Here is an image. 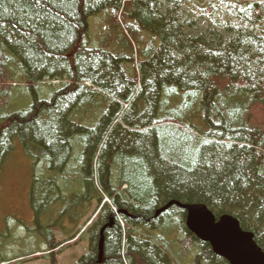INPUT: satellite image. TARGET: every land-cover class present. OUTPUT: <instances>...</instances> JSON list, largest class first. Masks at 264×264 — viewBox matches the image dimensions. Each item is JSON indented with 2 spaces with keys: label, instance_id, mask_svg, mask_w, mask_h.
I'll list each match as a JSON object with an SVG mask.
<instances>
[{
  "label": "trees",
  "instance_id": "16d2710c",
  "mask_svg": "<svg viewBox=\"0 0 264 264\" xmlns=\"http://www.w3.org/2000/svg\"><path fill=\"white\" fill-rule=\"evenodd\" d=\"M195 1L0 0V190L18 142L50 264L65 249L54 230L75 239L93 202L77 264H227L183 210L156 215L170 202L234 217L264 251V0ZM91 18L111 42L93 44ZM41 84L55 90L40 97ZM77 180L84 212L61 218ZM14 237L0 238V264L38 253L7 256Z\"/></svg>",
  "mask_w": 264,
  "mask_h": 264
},
{
  "label": "rangeland",
  "instance_id": "374dc122",
  "mask_svg": "<svg viewBox=\"0 0 264 264\" xmlns=\"http://www.w3.org/2000/svg\"><path fill=\"white\" fill-rule=\"evenodd\" d=\"M189 6L196 9L198 11V3L195 0H189ZM231 12V11H230ZM233 12V11H232ZM231 14H234V12ZM109 14V13H108ZM224 17H227V15H224ZM90 33L91 36L97 41L98 33L104 34L106 37L107 35L110 36L113 40L114 35L105 33V28H102L103 21L99 19H90ZM123 31V30H122ZM125 34V33H124ZM145 40L155 43L156 47L159 45L158 40L151 36V35H145ZM95 41V42H96ZM96 46V45H95ZM133 51H137V48L133 46ZM126 68L128 69L129 73H132V66L127 65ZM58 84V83H57ZM45 86V87H43ZM49 86V85H48ZM60 86L58 85H51L49 87L57 89ZM49 90L47 85H39L38 93L39 96L41 95H48L53 90ZM21 100L24 101V98L22 96H19ZM28 101L31 102V98L27 96ZM15 103H22V102H15ZM22 109L25 107L23 104H20ZM93 107V106H92ZM13 108V107H12ZM15 145V144H14ZM16 145H19V148H14L12 150L11 156L6 163V167L4 170V178L5 180L2 183L1 190H0V230L1 233L0 238L3 239V241L7 242L8 240L15 239L14 236H16L18 239L14 240L13 244H15L12 248H8V256H19V254L28 253L27 251H41L38 254L30 255L24 259H17L10 264H50V261L46 258L45 251L46 247L43 246V231L46 229V223L44 219L42 218L41 221H38L37 223L33 219V213L31 211V208L29 206V200H28V190H29V183H30V172H31V160L25 155L23 150L20 147V144L16 142ZM71 190H68L69 195H75L76 197H69L67 198L70 200L69 204L66 205L64 213H61V218L65 215H70L72 218H75L76 215H78L80 212H84L83 208H81L79 205H76L75 200H79L80 198H83L86 196V192L81 184L80 180L73 181L71 185ZM68 195V196H69ZM106 200H104L105 202ZM18 208H22L24 211L21 213ZM96 205L94 204L88 211L89 214L86 216L91 215V211L94 210V213H96ZM63 209V208H62ZM88 219V218H87ZM86 219V220H87ZM65 223L64 226L67 228H70L71 226L68 225L70 222L67 219H64ZM84 219L80 220L78 222V227L76 226L75 232L81 233L80 231L85 228L83 226ZM38 226V228H36ZM15 231L13 237L9 236L11 232L9 230ZM67 231V230H66ZM86 231V229H85ZM9 234V235H8ZM71 233H64L60 232L59 230H54V236L57 243H65ZM33 236V237H31ZM32 239V240H31ZM17 245V246H16ZM65 248L62 253L58 254L56 256L55 264H77L78 260L88 251L87 246V240L81 238H76L72 241L66 242L63 246Z\"/></svg>",
  "mask_w": 264,
  "mask_h": 264
},
{
  "label": "water",
  "instance_id": "95a60500",
  "mask_svg": "<svg viewBox=\"0 0 264 264\" xmlns=\"http://www.w3.org/2000/svg\"><path fill=\"white\" fill-rule=\"evenodd\" d=\"M173 204L185 211V224L189 232L199 241L209 244L217 257L228 264H264V252L256 245L253 235L242 231L232 217L222 216L216 220L201 204L181 205L175 202L165 205L157 214L166 211ZM101 248L102 238L99 243L98 263L102 259Z\"/></svg>",
  "mask_w": 264,
  "mask_h": 264
},
{
  "label": "snow or ice",
  "instance_id": "6c2138e0",
  "mask_svg": "<svg viewBox=\"0 0 264 264\" xmlns=\"http://www.w3.org/2000/svg\"><path fill=\"white\" fill-rule=\"evenodd\" d=\"M48 3L49 0H32V4L40 10H43L44 6ZM37 15L39 16V12L37 13Z\"/></svg>",
  "mask_w": 264,
  "mask_h": 264
},
{
  "label": "bare ground",
  "instance_id": "6f19581e",
  "mask_svg": "<svg viewBox=\"0 0 264 264\" xmlns=\"http://www.w3.org/2000/svg\"><path fill=\"white\" fill-rule=\"evenodd\" d=\"M57 83H58L57 81H53L51 85H58ZM170 203H171V202H170ZM175 203H177V202H175ZM168 204H169V203H168ZM178 204H179V203H178ZM173 205H175V204H173ZM173 205H172V206H173ZM181 205H182V204H181ZM186 205H188V204H186ZM175 206H176V205H175ZM170 208H171V207H170ZM160 210H161V209H160ZM160 210H159V211H160ZM167 210H168V209H167ZM167 210H166V211H167ZM164 212H165V211H164ZM164 212H160V213H158V214L156 213V214H157V216H158L159 214L164 213ZM102 257H103V256H102ZM101 261H102V260H101Z\"/></svg>",
  "mask_w": 264,
  "mask_h": 264
}]
</instances>
